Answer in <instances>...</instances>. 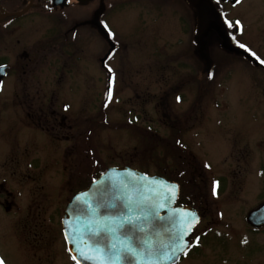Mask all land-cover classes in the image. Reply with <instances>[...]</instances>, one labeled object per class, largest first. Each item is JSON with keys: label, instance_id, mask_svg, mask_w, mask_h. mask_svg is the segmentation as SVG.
<instances>
[{"label": "flooded vegetation", "instance_id": "af4514ba", "mask_svg": "<svg viewBox=\"0 0 264 264\" xmlns=\"http://www.w3.org/2000/svg\"><path fill=\"white\" fill-rule=\"evenodd\" d=\"M167 1L168 4L161 3V0H0L3 130L9 132L19 124L22 135L41 133L52 145L59 140L61 133L72 129V118L81 120L85 126L79 132L82 150L78 146L74 149L81 151L85 160L83 145L88 144L90 139L88 59L92 51L91 33L97 34L102 43V47L93 50L98 58L100 56V68L104 75V80H99L102 89L100 118L107 108V113L116 121L129 122L130 127H138L139 121L145 120L143 115L139 116L131 109L118 116L110 113L113 103L118 105L123 101L116 89L125 82L118 61L116 66L113 65L115 57L128 50L135 55H145V64L135 66L131 87L152 89L142 103L148 106L149 116L155 113L156 104L162 108L159 114L167 125L166 159L179 164L177 170L171 171L167 167L163 172L148 175H157L176 183L179 193L175 205L190 206L197 211L200 221L189 238L187 252L192 243L201 237L202 234L198 233L200 227L209 222L210 199L208 193L202 190L207 185L202 167L213 170V164L222 157L224 150L227 160H230L227 164L229 169L234 161L248 160L249 153L254 149L260 157L254 167L260 185L257 202L247 210L243 220L245 228L253 233L254 241L261 248L259 253H264V210L257 217L247 220L251 212L264 205V109L250 114L254 123L249 126L246 122L245 137L231 130L230 120H227L226 141L224 134L220 138L222 143L226 142V149L220 147L217 159L212 163L204 159L202 140L199 138L204 131V120L213 115L211 110L227 107L220 102V98L231 89V84H243L254 89L257 97L252 100L264 103V0H200L205 13L189 0H178L177 3L171 0V4L170 0ZM240 6L244 8L242 11L237 10ZM168 8L172 10L165 13ZM170 13L178 21L174 28H169V24L173 23V19L169 20ZM115 14L119 16L114 17ZM160 16H168L165 23L159 22ZM112 20H128L133 28H139L130 49L118 47L120 38ZM158 24L163 27L158 28ZM145 37H150V40L143 41ZM152 37L156 41H152ZM167 55L180 61L174 66V63L172 66L155 65L165 60ZM184 57L192 58L194 64L183 66L181 61L185 60ZM156 77L158 81L155 82ZM155 83L165 88L164 96L156 103ZM209 85L212 86V95L204 103L202 91ZM170 92H174V97L170 96ZM184 95L192 97L191 100L188 101ZM59 104L62 114L58 111ZM170 108L177 109L178 113L170 111ZM67 112L72 114L70 120L64 114ZM139 127L138 130L148 135L155 134L153 128L146 124ZM23 157L19 160L11 157L9 161L21 162ZM5 161L9 166V161ZM26 163L27 167L36 169L40 161L32 158ZM8 166L4 169L9 175ZM228 172L211 173L209 186L212 200H220L228 186L232 187ZM240 175L238 172L237 181L242 177ZM0 180V185L7 182L4 177ZM6 196L10 194L0 193V242L4 243L3 247L0 245V261L3 264H16L10 259L11 254L14 261L23 264H76L62 231L63 215L71 197L63 207L55 203V209L46 210L40 207L44 206V199L38 198V195L31 197L26 208L17 201L27 197L14 194L16 199H11L4 206ZM50 201L54 202V198L51 197ZM209 230L212 227L203 231ZM6 239L11 254L4 248Z\"/></svg>", "mask_w": 264, "mask_h": 264}, {"label": "rangeland", "instance_id": "374dc122", "mask_svg": "<svg viewBox=\"0 0 264 264\" xmlns=\"http://www.w3.org/2000/svg\"><path fill=\"white\" fill-rule=\"evenodd\" d=\"M172 1L170 0L169 3L171 4ZM179 1L183 2V0ZM163 2L168 4L167 0H161V3ZM175 2L177 3L178 0H175ZM242 8L243 6H240L237 10L242 11L244 9ZM169 10L172 9L168 8L165 10V13ZM113 16L118 17L119 14ZM161 17H159V22L165 23L168 16H165V18ZM172 19L173 23L169 24V28H174L175 23L178 22L176 17L170 13L169 20L172 21ZM112 21H114L112 25L115 27V32L119 34L120 38L118 47L130 49L132 40H134L139 28H133L128 20ZM160 26L158 24V28ZM148 40H150V37L143 39V41ZM152 41H156V39L152 37ZM101 45L102 43L97 34L91 33L90 48L92 51L88 59L90 64V139L88 144L86 142L83 145L85 160L84 154L81 151L75 150L76 146L81 149L82 136H79V132L84 130L85 126L81 120H74L71 112L64 114L67 116V120L72 118V129L61 133L59 140L51 145L50 140L41 133L33 134V136L22 135L19 131V124L14 126V130L9 132L4 131V107H2L0 102V177L7 178V182L0 185V193L6 192L10 194V196L5 197L4 206L11 199H16L14 194H18L27 197V199L17 201L24 208L30 203L31 197L35 195H38V198L44 199L42 201L44 206L40 207L46 210L55 209V203L61 204V207H63L66 200L68 201L70 197L87 188L95 177L97 178L108 168H113L112 166H127L146 174L163 172L167 167L171 171L178 169L179 164L177 161L170 162L166 159L164 150L167 145V139H165L167 125L162 120L161 114H159V112H162V108L160 109L159 105L156 104L155 113L149 116L148 106L142 103L147 98V94L152 92V89L148 90L145 87L133 89L131 87L135 66L136 64H145L144 60H147L145 55H135L132 51L128 50L120 52L115 57L116 60L113 62V65L116 66V62H119L117 64H119L121 72L124 73L123 78L125 82L120 84L116 89L118 96L123 99L122 103L118 105L113 103L110 110L112 115L118 116L119 113L123 114L127 109H131L138 112L139 116L143 115L145 120L139 121L138 127H130L128 125L129 122L124 120L116 121L115 117L107 113V108L104 109L101 115L102 119L100 118V92L102 89L99 80H104V75L100 68V56L98 58L95 53L96 51L93 50L99 49L102 47ZM142 45H145V43H142ZM171 50L173 51V48ZM170 57L172 61H170ZM184 59L181 61L183 66L194 64L192 58L184 57ZM179 61V58L167 55L165 60L162 59L155 65L171 64L172 66L174 63V66ZM165 74L167 75V73ZM156 81H158L157 77L155 78ZM211 87L209 85L203 88L202 96L204 103L212 95L210 93ZM164 89V87L155 83L153 89L156 99L155 103L159 98L164 96ZM46 90L44 89V91ZM136 92L137 94H135ZM187 92L188 88L186 89V94ZM169 94L174 97V92H170ZM188 96L191 95L188 94ZM188 96L184 95L190 101L192 97L188 98ZM255 97H257L255 90L248 86H243V84H231V89L228 92H224L220 98V102L227 104V107L224 106L221 109L211 110L213 115L204 120V131L199 135V138L202 140L204 159L206 158L212 163L217 159L220 147L226 149V142L222 143L220 138L224 134V140L226 141L227 120H230L231 130L245 137L246 122L249 126L254 123L251 120L250 114L264 109V103L258 104L252 100ZM58 111L62 112L61 104H59ZM170 111L178 113L177 109L170 108ZM141 124L152 127L155 134L151 136L138 130ZM142 127L146 126L143 125ZM239 130L243 132H239ZM223 151L221 153L222 157L213 164V170L211 167L207 170L201 166L204 181L207 183L202 190L204 193H208L210 199L208 207L209 216L207 218L209 222L206 223V221L200 227L198 233L202 234L201 237L192 243L191 248L178 264H264V253H259L261 248L254 241L253 233L245 228V221L243 220L247 210L252 208L257 202L260 184L255 175L254 167L257 166L260 160L258 151L253 149L249 153L248 160L239 163L234 161L233 167L230 165L229 169H227V164H230V160H227V155ZM21 156H24L21 162L13 163L9 161L11 157L19 160ZM32 158L40 161L39 167L36 169L27 167L26 162H29ZM5 160L9 161V166ZM6 165L10 169L9 175L4 169ZM227 170L229 171L227 174L230 178L229 185L232 183V187L228 186L225 193L221 195L220 200H212L209 186L212 177L211 173L215 171L226 172ZM238 172L241 173L240 176L242 177L237 181ZM51 197L54 198V202L50 201ZM217 210L219 212H216ZM207 227H212V230L204 233L203 230ZM197 235L196 233L195 237ZM195 237L193 240H195ZM0 245L3 247L4 243L0 242ZM4 248L9 253L11 252L8 239H6ZM10 259L16 264H23L21 261H14L15 258L12 254Z\"/></svg>", "mask_w": 264, "mask_h": 264}, {"label": "water", "instance_id": "95a60500", "mask_svg": "<svg viewBox=\"0 0 264 264\" xmlns=\"http://www.w3.org/2000/svg\"><path fill=\"white\" fill-rule=\"evenodd\" d=\"M189 1L205 13L200 0ZM178 191L162 177L109 168L64 212L62 231L76 264H176L200 221L194 208L175 206Z\"/></svg>", "mask_w": 264, "mask_h": 264}, {"label": "snow or ice", "instance_id": "6c2138e0", "mask_svg": "<svg viewBox=\"0 0 264 264\" xmlns=\"http://www.w3.org/2000/svg\"><path fill=\"white\" fill-rule=\"evenodd\" d=\"M0 264H3V262H2V261H0Z\"/></svg>", "mask_w": 264, "mask_h": 264}]
</instances>
